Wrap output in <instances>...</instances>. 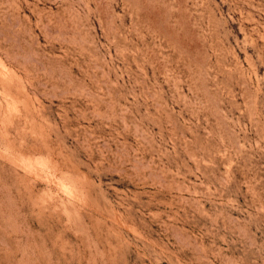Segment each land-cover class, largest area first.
<instances>
[{
  "label": "rangeland",
  "instance_id": "rangeland-1",
  "mask_svg": "<svg viewBox=\"0 0 264 264\" xmlns=\"http://www.w3.org/2000/svg\"><path fill=\"white\" fill-rule=\"evenodd\" d=\"M0 264H264V0H0Z\"/></svg>",
  "mask_w": 264,
  "mask_h": 264
}]
</instances>
